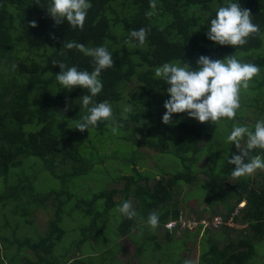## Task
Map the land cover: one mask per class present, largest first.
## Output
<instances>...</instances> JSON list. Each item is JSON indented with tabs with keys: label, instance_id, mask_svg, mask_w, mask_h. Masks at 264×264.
Returning <instances> with one entry per match:
<instances>
[{
	"label": "trees",
	"instance_id": "trees-1",
	"mask_svg": "<svg viewBox=\"0 0 264 264\" xmlns=\"http://www.w3.org/2000/svg\"><path fill=\"white\" fill-rule=\"evenodd\" d=\"M48 2L39 0L44 7ZM36 3L0 0V181L13 184L0 186V264H169L164 256L170 247L179 252L175 263L190 259L197 264L190 252L197 246L198 264H248L256 255L257 242L264 240V170L231 182L235 165L225 157L239 154L235 144L227 140L233 123L254 130L264 115V52L257 51L264 45V0H238L260 28L239 47L221 46L207 37L210 20L227 0H156V14L151 17L145 15L151 10L150 0H90L92 7L82 31L73 30L67 21L55 25L46 9ZM33 20L36 27L29 24ZM142 27L150 28L145 44H126L129 30ZM70 41L89 48L106 46L112 52L114 67L102 71L99 79L103 89L93 100L109 102L120 125L114 138L126 140L131 150L124 159L130 173L123 170L111 176V188L89 197L75 194L66 183L70 177L88 173L95 166V157L100 163L106 161L98 150L92 157L87 149L94 151V139L104 137L114 125L112 121L100 122L83 132L74 128L87 114L80 108L87 90L81 86L70 92L64 89L55 76L61 69L52 62L76 66L80 71H91L92 64L91 58L78 50L62 47ZM233 54L241 63L257 65L260 71L247 89L241 88L235 120L221 119L229 121L228 129L201 123L186 113L173 114L172 120L178 123L162 122L164 102L170 94L167 85L155 78L156 67L181 60L196 69L201 55L215 60ZM126 106L131 111L123 119ZM246 141V136L240 140L242 149ZM205 153L212 163L199 168ZM158 154H171L180 164L160 169ZM254 154L264 157L259 149ZM148 158L157 170L140 169L141 160ZM201 174L208 178L198 181ZM38 178L59 181L43 193L36 187ZM122 181L124 186L120 187ZM191 188L199 194L189 198ZM194 198L199 208L193 205ZM125 200L138 215L128 219L118 212L122 219L114 229L117 241L98 247L99 236L108 230L110 211ZM10 208L18 215L16 223L9 217ZM38 208L54 209L45 211L53 213L48 228L36 237L20 232L19 217L33 224L32 214ZM75 209L89 218L80 238L72 243L76 253L56 254V244L66 237L64 215ZM150 212L159 215L154 231L146 225ZM194 212L196 225L184 227L185 235L177 237L182 215L187 213L190 219ZM217 217L222 219L220 223ZM230 219L244 226L230 225ZM172 222L175 224L169 225ZM125 238L135 242L139 260H120ZM89 240H94L92 247L81 253ZM157 256L156 261H150Z\"/></svg>",
	"mask_w": 264,
	"mask_h": 264
},
{
	"label": "clouds",
	"instance_id": "clouds-1",
	"mask_svg": "<svg viewBox=\"0 0 264 264\" xmlns=\"http://www.w3.org/2000/svg\"><path fill=\"white\" fill-rule=\"evenodd\" d=\"M47 14L59 25L67 21L73 30H83L88 10L92 7L90 0H49L46 7ZM156 0H150V11L146 17L156 14ZM31 27H36L35 20L29 22ZM150 28L131 29L125 39V43L135 47H142L147 39ZM260 28L252 22L249 9L241 7L238 3L227 0L226 6H221L216 11L215 18L210 20L207 37L221 46H243L253 34H258ZM53 38L54 34H53ZM135 42V43H133ZM64 49H76L85 56L91 58L92 70L80 71L76 66L68 67L63 62L53 61V65H59L61 71L57 73V82L67 91L81 86L88 94L83 95L80 108L86 110L85 115L74 126L83 132L90 127L98 126L100 122L112 121V132L118 131L119 123L113 115V109L108 101L94 102L93 98L101 93L102 81L99 79L102 71L114 67L112 52L106 46L86 47L83 43L67 42ZM198 67L193 69L190 64L177 61L165 62L155 68V78L167 85L166 92L170 98L165 100L166 112L162 117L165 124H174L173 114L186 113L188 117L195 118L199 122H211L218 124L222 118L235 120L237 110L240 107V90L247 89L249 82L259 74V67L254 64L241 63L233 55L223 59H211L201 55L196 61ZM15 67V66H13ZM67 107L65 111H67ZM130 107H125L122 118L127 119L126 113ZM247 137L246 147L240 148V140ZM227 140L235 144L239 154L230 158L226 156L229 164L235 165L231 174L234 178L251 176L257 170H264V157L254 154L255 150L264 151V120L255 123L254 130L247 125L238 122L233 123L232 130ZM247 158L248 162L244 160ZM117 211L128 219L135 218L138 213L130 201H123L117 207ZM146 225L153 231L159 226V215L156 212L148 214ZM183 264H194L190 259H185Z\"/></svg>",
	"mask_w": 264,
	"mask_h": 264
},
{
	"label": "rangeland",
	"instance_id": "rangeland-1",
	"mask_svg": "<svg viewBox=\"0 0 264 264\" xmlns=\"http://www.w3.org/2000/svg\"><path fill=\"white\" fill-rule=\"evenodd\" d=\"M257 51L263 53L264 45L262 48H260ZM263 118H264V115L262 117V120ZM228 123H229L228 120H220L217 125H222L225 129H228L229 128ZM115 134H113L112 130H110L108 134L107 133L105 134L104 132V137L103 135H99L100 139L98 138L97 140H95L96 138L94 139L92 144H93V147H95L94 148L95 150L92 151L90 148H88L87 154L93 157L95 155V151L98 150L99 152H101L102 155H105V157H107L106 161L104 163H100V161H98L95 157V160H94L95 166H93L92 169L89 170V172L86 174L77 175L75 177L74 176L70 177L66 183V188L76 191L75 194L77 193V195H80L83 197H89L94 192H98L103 189L111 188L114 185V183L111 182V179H110L111 176L118 175L123 170L124 172L122 173H127V174L130 173V171H128L130 170V166L127 165L124 161V159L126 158L125 156L131 151L129 148V144L126 140H123L121 138H114ZM242 146L243 144L242 142H240L241 149H242ZM207 154L209 153H205V155H203L201 160L199 161V168L200 166L207 167L208 166L207 164L212 163V160L208 159L209 156ZM156 157H161L158 161L160 164L159 165L160 169L161 168H174L176 167V165L180 164L178 159L174 158L171 154H158ZM155 165L156 164L155 162H153L152 158L150 159L148 158V160L146 161L141 160L140 165L138 166L140 167L141 170L145 171L148 167H155ZM155 169L157 170L156 167ZM252 175L254 176L257 174L255 172ZM263 175H264V171H263ZM207 178L208 176L201 174V179H199L198 181L205 180ZM37 180L38 182L36 184V187L43 193L44 191H47V189L56 186L57 181H59L58 179L56 180V178H53V180L51 178L49 180H42L38 178ZM230 181L235 182L236 178H231ZM12 185H13L12 181H9L7 184L5 182L3 183L2 180L0 181V186H3L4 188L11 187ZM118 185L120 187L124 186V181H122ZM60 186L63 187L64 184L61 183ZM193 189L194 188L189 189L190 194L187 195V197L190 198V197H193L199 194V192H196V190H193ZM181 193L183 194L184 190H182ZM192 202L194 203L193 205L195 207L199 208L200 204L196 198H194ZM10 203H12V201ZM202 204L203 206L206 205L205 202ZM242 205L243 204L241 203L240 206ZM39 209H42V208H38V211ZM49 210H52V212H54V209H47L45 211L48 212ZM8 211H9V217L12 219V222L16 223V216L18 215H13L11 212V208L8 209ZM36 211L34 214H32L35 218V222L33 224L28 225L26 224V221L23 216L19 217V222H20L19 227L21 229L20 232H28V233L33 234L36 237L37 235H40L41 230H45L46 227L48 228V222L50 219V215H53V213L47 214L43 210H40L39 212L38 211L36 212ZM193 214L196 215V212L191 214L192 218L190 219H187V215H188L187 213L185 215H182L180 219V221L182 222V226H181L182 230L176 231L177 237H181L185 235L184 234L185 231L183 230L184 227L190 225L191 228H193L196 225V220L193 218ZM110 216L111 217H110V222L108 225V230L105 232L104 235L99 236L100 242L98 243V247L99 245L101 246L109 245V244L114 245L115 242L117 241L116 233L114 229L117 226V223L122 219V217L119 216L116 208L110 211ZM217 216H220V215H217ZM38 221H39V227L37 225ZM88 222H89V218L86 216H83L82 212L78 209H75L71 213L70 211L66 213L62 221V225L66 228V237H64L63 240H61L60 242L56 244L55 253L59 255L63 253H68L69 256L74 255L76 251H75V248L72 246V243L74 242V240L80 238V235L82 234V229L85 227L86 223ZM228 223L230 225L237 226L238 228L244 226L242 224H238L234 222L233 219H230ZM203 230H204V227H203ZM139 240H141L140 236H139ZM93 241L89 240V242L86 245L82 246L81 253L86 254L87 250L92 247L91 242ZM122 241L126 245V249L124 252H122L119 255L120 260H122L123 262H129V263L139 260V257L137 253L135 252L136 251L135 242L133 240H126V238L123 239ZM257 244L258 245L256 247L257 249L256 255L251 258L248 264H264V240L260 242L258 241ZM190 252L191 254H193L192 259L194 258L196 263L198 264V259L200 255L199 246L192 248ZM81 253H79L78 255H80ZM165 253L166 255L164 256V259H165L164 261H168L169 264H179V263H175L176 259L179 257V252L174 251V249L170 247V249L165 251ZM84 256H87V255H84ZM158 257L159 256H157L156 259H152L150 261H156ZM94 261L98 262L96 259Z\"/></svg>",
	"mask_w": 264,
	"mask_h": 264
},
{
	"label": "built area",
	"instance_id": "built-area-1",
	"mask_svg": "<svg viewBox=\"0 0 264 264\" xmlns=\"http://www.w3.org/2000/svg\"><path fill=\"white\" fill-rule=\"evenodd\" d=\"M216 221H217V223H220L221 221H222V219L221 218H216ZM172 224H175V222H172V223H170L169 225H172ZM190 226V225H189Z\"/></svg>",
	"mask_w": 264,
	"mask_h": 264
}]
</instances>
